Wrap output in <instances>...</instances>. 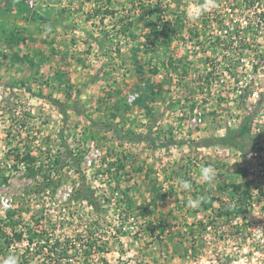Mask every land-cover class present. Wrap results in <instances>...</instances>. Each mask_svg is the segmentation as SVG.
Instances as JSON below:
<instances>
[{"label": "rangeland", "instance_id": "rangeland-1", "mask_svg": "<svg viewBox=\"0 0 264 264\" xmlns=\"http://www.w3.org/2000/svg\"><path fill=\"white\" fill-rule=\"evenodd\" d=\"M29 1L0 0V261L191 264L198 211L240 180L247 146L244 121L186 122L199 0ZM199 143L221 155L190 176Z\"/></svg>", "mask_w": 264, "mask_h": 264}, {"label": "built area", "instance_id": "built-area-1", "mask_svg": "<svg viewBox=\"0 0 264 264\" xmlns=\"http://www.w3.org/2000/svg\"><path fill=\"white\" fill-rule=\"evenodd\" d=\"M190 4L198 18L195 47L200 72L192 82L188 80L192 86L185 96L187 125L201 129L211 115L227 118L229 125L244 121L247 138L244 151L236 150L240 180L235 185H240L239 190L228 187L222 192L206 218L204 211H198L202 225L194 227L201 233L194 243L198 255L191 264H264V0ZM136 98L137 94H131L127 100L132 103ZM212 149L221 155V145L199 143L198 158L187 161L190 176ZM94 157L91 150L87 165ZM0 203L5 210L9 207L6 201Z\"/></svg>", "mask_w": 264, "mask_h": 264}, {"label": "clouds", "instance_id": "clouds-1", "mask_svg": "<svg viewBox=\"0 0 264 264\" xmlns=\"http://www.w3.org/2000/svg\"><path fill=\"white\" fill-rule=\"evenodd\" d=\"M198 179L205 184H211L215 179L214 167L211 164L201 165ZM180 187L183 190L191 191L192 182L190 180H181ZM202 200L203 197H197L196 199H189L187 203L189 207L195 208L199 206ZM0 264H18V258L15 255L9 254L3 261H0Z\"/></svg>", "mask_w": 264, "mask_h": 264}, {"label": "trees", "instance_id": "trees-1", "mask_svg": "<svg viewBox=\"0 0 264 264\" xmlns=\"http://www.w3.org/2000/svg\"><path fill=\"white\" fill-rule=\"evenodd\" d=\"M242 131H239L238 133H236V135H232V136H225L224 138H221L220 139V141L221 142H226L228 139H231V140H233L234 142L235 141H238V142H241V140H242V133H241ZM231 188H233L234 190H239V188H240V185H235V184H232L231 185ZM15 237L17 238V239H20V237H21V235L20 234H16L15 235ZM58 246V244H55L54 245V247H57ZM90 247H92V243L90 244V246H88V248H89V250H85L84 251V253H89V251L91 250L90 249ZM68 248V246H66L64 249H65V251H66V249ZM61 253H65V252H61ZM104 264H106V263H104Z\"/></svg>", "mask_w": 264, "mask_h": 264}, {"label": "crops", "instance_id": "crops-1", "mask_svg": "<svg viewBox=\"0 0 264 264\" xmlns=\"http://www.w3.org/2000/svg\"><path fill=\"white\" fill-rule=\"evenodd\" d=\"M57 1H58V0H55L53 3L57 4ZM61 1H65V2H66L67 0H61ZM57 6H58V5H57Z\"/></svg>", "mask_w": 264, "mask_h": 264}, {"label": "water", "instance_id": "water-1", "mask_svg": "<svg viewBox=\"0 0 264 264\" xmlns=\"http://www.w3.org/2000/svg\"><path fill=\"white\" fill-rule=\"evenodd\" d=\"M33 17H35V15H33Z\"/></svg>", "mask_w": 264, "mask_h": 264}]
</instances>
